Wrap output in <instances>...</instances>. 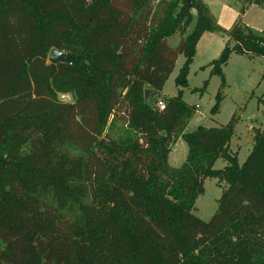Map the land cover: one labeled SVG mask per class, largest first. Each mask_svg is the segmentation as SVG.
Listing matches in <instances>:
<instances>
[{
  "label": "trees",
  "instance_id": "1",
  "mask_svg": "<svg viewBox=\"0 0 264 264\" xmlns=\"http://www.w3.org/2000/svg\"><path fill=\"white\" fill-rule=\"evenodd\" d=\"M237 3L224 29L202 0H0V264H264V128L238 164L234 117L184 133L180 92L154 108L179 56L186 87L204 33L226 38L208 65L221 89L231 54L264 60V26L241 21L264 0ZM206 179L225 188L205 222Z\"/></svg>",
  "mask_w": 264,
  "mask_h": 264
},
{
  "label": "rangeland",
  "instance_id": "2",
  "mask_svg": "<svg viewBox=\"0 0 264 264\" xmlns=\"http://www.w3.org/2000/svg\"><path fill=\"white\" fill-rule=\"evenodd\" d=\"M230 1L228 0V3L225 4L224 0H218L217 3L220 4L218 6L209 2V7L216 16L218 24L225 29L232 25L237 15L238 8L236 5L233 6ZM233 1L238 2V0ZM244 23L260 34L264 26V7H252ZM209 36L204 42L208 43L207 47L199 49L193 57L186 78V87L181 88L175 83V78L183 62V57L179 56L157 100L163 102L165 98L175 96L180 92L182 100L187 105L196 107V112L187 124L184 133H190L198 126H224L234 117L236 124L229 149L231 152L237 153L238 164H241L251 150L252 130L264 128V116L259 103L264 99V60L260 57L231 54L227 64L222 68L225 85L221 89L220 79L217 76H210L208 65L219 55L223 48L224 38L217 33ZM178 43L177 36L168 40L171 47L177 46ZM206 81L205 90L198 91L203 88ZM217 94L221 95V100L217 106V113L212 115L210 111L215 105ZM57 98L61 102L71 101V97L65 94H59ZM186 153L185 144L182 140H178L169 154V165L171 167L181 166ZM224 165L222 160H217L213 168L219 170ZM203 188V195L198 197L195 202L194 215L206 222L215 213L216 202L225 186L221 183L218 184L214 179H206L203 182Z\"/></svg>",
  "mask_w": 264,
  "mask_h": 264
},
{
  "label": "crops",
  "instance_id": "3",
  "mask_svg": "<svg viewBox=\"0 0 264 264\" xmlns=\"http://www.w3.org/2000/svg\"><path fill=\"white\" fill-rule=\"evenodd\" d=\"M207 6H208V8H209V10H210V13L212 14V16L214 17V19L216 20V22L218 23V20H217V18H216V16L212 13V11H211V9H210V7H209V2H211V4H214V5H217L218 6V4L219 3H217V1L218 0H202ZM225 1V4H227L228 3V0H224ZM232 1V2H231ZM230 1V3L233 5V6H237V8H238V3H235L233 0H231ZM217 3V4H216ZM223 4V3H222ZM221 4V5H222ZM220 5V4H219ZM252 7H260V6H256V5H250V6H247L246 7V9H245V12H244V14L241 16V21L244 23V20H245V18H246V16L249 14V11H251V8ZM237 16H238V9H237V15H236V17H235V19L237 18ZM235 19L233 20V22L235 21ZM232 22V23H233ZM245 24V23H244ZM246 25V24H245ZM231 26V25H230ZM225 29V28H224ZM211 34H213V33H204L201 37H200V39H199V41H198V43H197V45H196V51H195V55H196V53H197V51L199 50V49H203V47L204 48H206L207 47V45H208V43L206 44V43H204V42H206V40L210 37L209 35H211ZM222 37V36H221ZM224 38V42H223V47H224V44H225V42H226V38L225 37H223ZM222 50V49H221ZM194 55V56H195ZM191 66V65H190ZM170 159V157L168 156V160Z\"/></svg>",
  "mask_w": 264,
  "mask_h": 264
},
{
  "label": "water",
  "instance_id": "4",
  "mask_svg": "<svg viewBox=\"0 0 264 264\" xmlns=\"http://www.w3.org/2000/svg\"><path fill=\"white\" fill-rule=\"evenodd\" d=\"M68 59H69V55L67 53L60 52L55 49L50 50L47 56L48 62L66 63ZM147 96H148V91H145V94H144L145 99L147 98Z\"/></svg>",
  "mask_w": 264,
  "mask_h": 264
},
{
  "label": "built area",
  "instance_id": "5",
  "mask_svg": "<svg viewBox=\"0 0 264 264\" xmlns=\"http://www.w3.org/2000/svg\"><path fill=\"white\" fill-rule=\"evenodd\" d=\"M154 108H155L157 111H161V110H163V108H164V104L162 103V101H158V102L155 104Z\"/></svg>",
  "mask_w": 264,
  "mask_h": 264
}]
</instances>
